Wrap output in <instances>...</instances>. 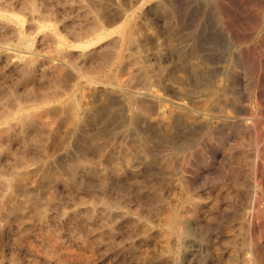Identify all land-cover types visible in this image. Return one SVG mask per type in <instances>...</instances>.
I'll return each instance as SVG.
<instances>
[{"label":"rangeland","instance_id":"374dc122","mask_svg":"<svg viewBox=\"0 0 264 264\" xmlns=\"http://www.w3.org/2000/svg\"><path fill=\"white\" fill-rule=\"evenodd\" d=\"M0 264H264V0H0Z\"/></svg>","mask_w":264,"mask_h":264},{"label":"bare ground","instance_id":"6f19581e","mask_svg":"<svg viewBox=\"0 0 264 264\" xmlns=\"http://www.w3.org/2000/svg\"><path fill=\"white\" fill-rule=\"evenodd\" d=\"M131 37V36H130ZM133 37L135 38V36L133 35ZM131 40V39H130ZM133 40H135V39H133ZM137 44V43H136ZM139 45V44H138ZM136 47H139V46H137L136 45ZM135 47V48H136ZM140 49V48H139ZM135 50V49H134ZM135 52H136V50H135ZM137 53H139L138 51H137ZM162 67V66H161ZM160 70V69H159ZM147 95H149V96H151V98H153L157 103H159V104H161L160 102H162V99H161V97H160V95L159 94H157L156 92H153V91H150V92H147ZM25 117V116H24ZM24 117H23V115H22V117L21 118H23V119H21V118H19V119H21V121L22 120H24ZM27 117V116H26ZM25 117V118H26ZM29 117V116H28ZM27 117V118H28ZM29 120H31L30 118H28ZM27 119V120H28ZM18 120V119H17ZM28 120V121H29ZM16 123V122H15ZM23 123V122H22ZM8 127V126H7ZM7 127H6V129H7ZM13 127H15V130L14 131H20V130H22L23 129V125L22 124H20V123H16ZM12 128V127H11ZM13 129V128H12ZM11 129V130H12ZM24 129H25V127H24ZM7 130H9V128L7 129ZM6 131V130H5ZM13 131V130H12ZM12 131H11V133H12ZM8 132V131H7ZM23 132H25V131H23ZM27 132V131H26ZM10 133V132H9ZM20 133V132H19ZM15 135H16V133H14ZM23 134V133H22ZM32 140V139H31ZM34 140V139H33ZM33 140H32V142H33ZM26 143V142H25ZM35 143V142H34ZM21 157V156H20ZM22 160V159H21ZM20 160V161H21ZM71 173H73V172H71ZM70 175H73V174H70ZM254 196V195H253ZM252 200H253V198H252ZM256 200V199H255ZM178 220H181V218H180V216L176 213V214H174L172 217H171V219H170V223H173V222H175V221H178ZM182 221H184V220H181L180 222H182ZM185 222V221H184ZM187 223V222H186ZM183 225V224H182ZM186 226V225H185ZM184 226V227H185ZM192 227V226H191ZM184 230V229H183ZM185 232L187 233V231L189 232L190 231V228L188 227V226H186V228H185ZM184 232V233H185ZM192 232V231H191ZM189 234V233H188ZM193 234V233H192Z\"/></svg>","mask_w":264,"mask_h":264}]
</instances>
